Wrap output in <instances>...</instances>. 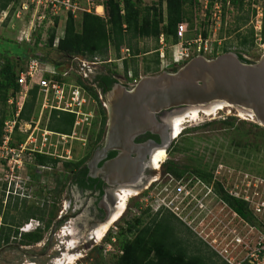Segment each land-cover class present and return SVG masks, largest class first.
I'll return each mask as SVG.
<instances>
[{
  "label": "rangeland",
  "instance_id": "rangeland-1",
  "mask_svg": "<svg viewBox=\"0 0 264 264\" xmlns=\"http://www.w3.org/2000/svg\"><path fill=\"white\" fill-rule=\"evenodd\" d=\"M207 1L209 6L208 10H205L204 6ZM101 2L102 0H76L73 15L75 16V23L78 24V27H80V15L82 12L92 10L97 13L95 11L97 10L96 6ZM215 2L216 0H199V5L197 7H191L188 4L185 6L187 14L185 23L188 25L185 41L194 40L196 38V33L202 31L206 33V39L210 41V45L208 53L201 55L207 58H213L214 56L223 54L224 47H226L229 48V52H235L238 55L241 54L250 62L259 61L264 54V42L256 39L255 45L250 49L239 47L240 33L244 35L248 34L250 28H253L256 37V30L254 28L255 23H252L253 15L246 24H243V20L238 21L242 13L236 8L226 4L224 10L221 4L216 5ZM21 3L29 7L28 4L32 2L31 0H20V4ZM245 3L250 5L251 9L255 10V7H257L264 10V0H245ZM150 6L160 7L159 0H142V8ZM19 7L20 5L18 8ZM10 8H12V6H10ZM18 8L16 7L12 13H10L9 9L0 13V37L7 38L13 42L5 43L4 47L19 53L24 52L23 47L33 48L37 40L40 41L38 44V51L36 54L30 53L29 56L25 58V64L29 57H37L41 59L42 62L51 66L61 64V66H59L61 71H65L72 67L74 72L70 74L71 76L67 79V81L72 84H76L80 77L83 82L88 85L95 76L96 70H117L122 77L121 83H127V80H124L125 61L116 59L113 47L110 48L108 57L99 58L100 61L93 64L91 62L92 60L82 57L67 58L48 48L47 43L50 36L49 29L55 27L56 21H58V24L55 45H57L58 39L64 34L65 22L68 14L65 12L66 10H62L59 13L56 12L57 15L54 16L51 9H49V11H42L39 8L32 9L29 7V10L18 13ZM161 9L165 21L162 26H164L166 25L165 3L161 6ZM43 10L45 9L43 8ZM44 12H47L46 19L37 21L38 14H44ZM98 15L104 16L105 13L102 12ZM191 23H193V27ZM240 26V30H236V28ZM76 29L78 31L80 30V28L77 27ZM166 42L168 47L172 48V40L169 39V41ZM137 46L141 54L137 57L128 59V65L130 70L133 69L134 66H138L139 77L137 80L139 81L141 77L153 75V73L146 74L145 65L146 61L152 60L155 56L156 50L160 47V42H156L153 39H141ZM121 56H124V54L122 55L121 53ZM192 56L197 57L199 54L193 53ZM83 61L87 62V64H85L86 67L83 66ZM170 62L171 50L169 49L166 64ZM181 65L175 67L180 68ZM162 71L164 70H162L161 66L160 72L158 73ZM123 80L125 81L124 83L122 82ZM88 86L90 87V85ZM87 92L89 93L88 90ZM100 97L99 100H96V103L90 102V106L94 109L95 116L99 114L103 107V103L105 105L107 103L104 96ZM38 99H41L39 93L32 120L35 121L40 116L39 119H41L42 123L40 127L44 128L45 125L48 124L47 119H50L51 113L41 112L42 109ZM29 100V94L25 98L18 94L14 103L18 109L21 108L23 103V109L25 103ZM9 104L12 105L11 101ZM10 105L7 106L9 110H11ZM227 118L234 119L231 120L233 124L223 125L221 123V121ZM95 122H97L96 125L94 124ZM211 122L213 124L207 125L204 128L198 130L194 129L195 127ZM24 123L25 121H21L19 126L23 128V125H25ZM94 123L86 130L87 133H82L83 128L82 130L78 129L77 134L74 135L76 139L48 134L45 151L53 153L54 155L75 158L76 162L80 160L81 156H83L88 149H90L92 155L95 146L91 144V133L93 130L99 129V118L96 117ZM187 129L192 130L189 133H184ZM17 132L20 131L18 130ZM20 134H25V141L30 143L37 138L43 139L41 134L45 133H34L31 138L30 136L32 133L20 132ZM186 136L190 137L192 140L188 141L184 139ZM16 141L17 139L14 142ZM177 141L179 142L178 147L180 150L172 148L168 151L162 165L172 161L178 167H189L190 170L207 167L211 169L215 166L213 173L215 172V175H218L217 178L219 182L229 191H233L237 184H239L240 188H246V176H253L255 178L261 177L264 179V127L256 122L255 118L252 119L246 115L242 116L240 111L236 108L229 107L218 111L214 115H205L201 113L195 120L187 119L186 122H184L180 136L174 139L172 144ZM50 144H53V146H50ZM162 165L157 172L162 175L159 185L152 190L150 189L148 193L142 196L130 198L127 201V208L125 209L126 212L124 211L125 214L123 218L112 225L109 232L101 241L92 243L93 245L89 249H86L82 244L77 251L71 250L70 252L66 250L64 242L67 241V239L65 240L66 237L64 234L66 230L69 231L68 229L72 228L73 224L80 233L77 227L79 220L71 219L64 223L61 229L56 231L57 236L54 237L50 248L45 250L44 247L49 240V231L51 227L49 230L43 229L45 227V222L43 223V221L38 220L36 217H33L34 219L26 218L32 216L34 213L36 214L37 207H41L44 201L38 200L36 196L34 197L31 191L29 192L30 197L26 202L24 198H14L15 195L13 197L9 196L8 198L5 191L9 189V185H5V172H3L2 167H0V227L2 226L1 224L5 223L4 220L7 218L8 223H12L10 221H13V231L19 229V233H24L23 229L27 225H30L28 230L32 229V231H35V229H41L43 232V238L38 243L23 245L20 243L21 236L19 235L16 239L11 238L10 244H3L0 246V264H55L57 260L63 258L65 253L78 255V260L72 264H113L115 260L114 257H116L115 253L118 251L117 235L120 232L126 231L128 221H132L136 216L142 215L145 222L148 223L159 209H163V211L169 210V213L174 214L169 208H165L166 206L164 207V204L171 209L174 207L179 208L180 211L186 208L181 206L185 192H182L183 194L179 193L183 191L182 187L185 186V182L178 185L179 191L177 194H175V192H168V186H165L166 181L164 180V177H167L166 167H164V165L162 167ZM42 171L44 174H42L43 177L40 178V182H43L48 190H51L53 188V175L56 171H58L59 174L62 173V163L51 171L48 168ZM20 174L21 179L25 177L24 171L22 173L20 172L19 175ZM200 188L198 184L195 185V191L200 190ZM63 193L61 196L63 202L61 208L65 210L67 202ZM205 207L209 211H204L201 214L193 211L194 214L187 219L186 223L183 222L185 217H179L174 214L176 218L182 222V224L178 223L177 226L178 236L184 241L185 245L190 247V249L199 246L202 253L210 255V253L214 251L219 255L221 260L228 264H244L243 260H245L251 252L255 251L259 243L264 241V232L260 229L259 221L257 220L258 223L256 226L246 223L233 213L227 204L217 198H213L211 201H209V199L206 200ZM147 208L151 209V211L143 213ZM6 213L8 216H6ZM78 232H76L78 234L77 237H80L81 240L74 236L72 239H77V243L80 241H87L84 240L85 235L82 233L79 235ZM107 237H111V239L107 240ZM237 241H240V243ZM60 242H62V244H60Z\"/></svg>",
  "mask_w": 264,
  "mask_h": 264
},
{
  "label": "trees",
  "instance_id": "trees-1",
  "mask_svg": "<svg viewBox=\"0 0 264 264\" xmlns=\"http://www.w3.org/2000/svg\"><path fill=\"white\" fill-rule=\"evenodd\" d=\"M164 3L166 4V25L162 26L165 21L161 6ZM187 4L191 7H197L199 5V0H159L160 7L150 6L144 8L141 7L142 0H102L98 5L103 6L104 16L98 15L92 10L83 11L80 15V27H78V24L75 23V16L70 10L67 12L63 36L58 39V43L55 45L58 24V21H56L55 27L49 29L50 36L47 45L51 50L67 58L82 57L94 61L95 58L108 57L109 50L112 47L116 54V59L121 58V49L123 47H128L132 55L138 56L141 54V51L138 49L137 45L141 39H153L159 42L160 36L163 34L166 41L171 39L173 45L178 43V25L187 20L185 11V6ZM19 5L20 0H0V13L8 9L10 13H12ZM10 6H12V8H10ZM230 6L242 13L238 21L243 20V24H246L255 13V10L251 9L250 5L245 3V0H232ZM225 8L226 2L223 6L224 10ZM191 26L193 27V23H191ZM76 27L80 28V30L78 31ZM240 28L241 26L237 27L236 30H240ZM203 36L206 38V33L203 32ZM261 37L262 42H264V19ZM239 39L240 48H252L256 41L254 29L250 28L249 33L245 35L240 33ZM39 42L40 41L37 40L33 48L23 47L24 52L19 53L4 47L5 43L13 42L7 38L0 37V144L3 140L5 122L12 119L17 110L16 104L13 103L10 105L9 101L11 99L16 100V96L20 92L21 88L18 82L19 73L27 64L24 63L25 58H27L30 53L36 54L38 51ZM226 52H229V48L224 47L223 53ZM239 57L243 62L252 63L246 60L241 54H239ZM31 58L32 57H29L28 61ZM160 63L159 54L156 52L152 60L146 61V74H156L160 72ZM53 66L60 70L59 66H61V64H55ZM124 69L126 77L129 72L132 73L133 78L137 79L139 77L138 66H134V68L130 70L128 59L124 62ZM107 73L109 76H107L106 80L116 82L112 76L118 74V71L109 70ZM99 78L101 77L98 76V79ZM55 79L59 80L60 76H55ZM77 82L89 91L94 100H99V96L94 87H89L80 78ZM38 90L37 86H34L30 90V100L25 103L19 115L20 122L34 121L32 120V115L37 104ZM40 101L41 99H38L39 103ZM9 105L11 106V110L7 108ZM107 116V110L104 107H102L99 114L95 116V118H99L100 126L99 129L93 130L91 133V144L93 146L97 144L105 132ZM231 120L234 119L227 118L221 121V123L223 125L233 124ZM74 123L75 115L61 111H52L46 127L49 131L68 136L72 134ZM94 124L96 125L97 122ZM211 124L213 123H206L194 129L198 130ZM18 127L19 124L16 127V133H14V141L16 139L17 141L12 142V146H17L26 139L25 134L21 135L20 132H17ZM191 130L192 129H187L184 133H189ZM85 133H87V131ZM184 139L188 141L192 140L187 136ZM178 143L177 141L172 144L173 149L180 150ZM90 155L91 151L88 149L83 156H81L80 160L76 162V167L79 168L89 159ZM59 161L60 160L48 155L36 154V162L39 165L56 166ZM70 163L73 162L70 161L66 163V166ZM164 167H166V173H170L177 178H181L185 172L189 171V167H178L172 161L165 163ZM214 169L215 166L211 169H208V167L194 168L192 172L195 173L199 179L211 184L214 177ZM216 192L219 194L222 202L227 204L233 213H236L238 217L247 223L254 226L257 225L258 218L253 215L248 205L244 201L230 196L224 190L220 182L216 183ZM6 216H8V214ZM29 218L31 217H28V219ZM4 221L5 223L1 224L2 226L0 227V246L9 244L11 238H18L19 235L21 236L20 243L23 245L38 243L43 238V232L41 230L19 233V229H15V231L12 230L11 226L13 221H10L12 223H8L7 218ZM143 223L142 218H134L132 221H128L126 231L120 232L117 235L118 251L115 253L116 257H114L115 260L113 264H228L221 260L219 255L214 251L211 252L210 255H206L202 253L199 246L190 249V247L185 245L184 241L177 233L178 223L182 224V222L172 213H163L162 217L157 215L155 218L151 219L144 228H139L138 226ZM107 238V240L111 239V237ZM244 264L250 263L245 261Z\"/></svg>",
  "mask_w": 264,
  "mask_h": 264
},
{
  "label": "water",
  "instance_id": "water-1",
  "mask_svg": "<svg viewBox=\"0 0 264 264\" xmlns=\"http://www.w3.org/2000/svg\"><path fill=\"white\" fill-rule=\"evenodd\" d=\"M106 102V144L94 154L90 166L95 169L109 151L119 150L118 157L96 170L112 184H134L143 178L146 156L155 149L167 150L174 141L167 123L170 118L172 122L192 109L222 104L253 115L264 127V54L252 63L243 62L235 52L214 58L199 55L180 68L170 65L161 73L141 77L130 89L117 83ZM148 132L159 134L162 145L135 143Z\"/></svg>",
  "mask_w": 264,
  "mask_h": 264
},
{
  "label": "built area",
  "instance_id": "built-area-1",
  "mask_svg": "<svg viewBox=\"0 0 264 264\" xmlns=\"http://www.w3.org/2000/svg\"><path fill=\"white\" fill-rule=\"evenodd\" d=\"M31 2L32 3L28 4L30 8H39L42 11H49V9H51L53 15L56 16L57 13L62 10H66L65 12H69L70 10L74 12L73 9L76 0H31ZM225 2L226 4L230 5L232 0H216L215 3L216 5L221 4L222 7L224 6ZM208 6L209 3L207 1L204 6L205 10H208ZM29 7H26L21 3L20 7L18 8V13L29 10ZM43 8L45 10H43ZM46 14L47 12H44V14L39 13L36 20H45ZM263 19L264 10L255 7L252 23H255L254 28L256 30V39L260 40L261 42ZM187 31L188 25L185 22L178 25V43L173 45L172 48L168 47L164 35L162 34L160 36V47L156 50V52L159 54L162 70L165 71L170 65L177 66L189 61L193 57V53H197L199 55L208 53L210 41L203 36V32L199 31L196 33V38L194 40L185 41ZM169 49L171 50V62L166 64V60H168ZM121 53L122 55L124 54V56L119 58L121 61H125L126 59H130L132 57H137L134 55L132 56V52L128 47L121 49ZM97 61H100L99 58H95L94 61L91 62L93 64ZM82 64L84 67H86L85 64H87V62L83 61ZM73 72L74 70L72 67L65 71H61L54 66L42 62V60L37 57H32L27 62L25 68L20 71L18 78L21 88L18 94L24 98L28 96L30 90L34 86L38 87V93L41 96V112H47L50 114L52 111H61L75 115V123L72 131L73 134L68 136L61 135L62 137L66 136L69 138H75L74 135L77 134L78 129L82 130L83 128L82 133H85V131L92 126L95 114L94 109L90 106V102L92 101L93 103H96V100L91 97L90 93L87 92V89H85L83 85L79 84L78 82H76V84H72L67 81L68 77L71 76L70 74ZM55 76H60V79L56 80ZM127 78L129 79L128 83L131 85V87H133L138 82L137 79L133 78L131 72L128 73ZM14 101V99H11V104H13ZM22 106L23 103L21 108L18 109L17 107L14 117L5 122L3 140L0 144V167H2L3 172H5V185H9V189L5 191L7 196L11 194L14 195L17 188H23L21 174L19 175V173L23 172L22 170L26 166L27 160L31 158V153L44 151V149L47 147L46 141L48 134L60 136V134L49 131L46 125L44 128H41L40 125L42 123L41 119H39V116L35 121L25 122L23 128L19 126L18 130L21 133H32L30 138L34 135V133H45L41 134L43 139L37 138L32 140L30 143L28 141H24L17 146H12L11 143L14 142V133H16V127L18 124L20 125L19 115L21 113ZM104 106L106 108V105ZM47 121H49V119H47ZM50 146H53V144H50ZM216 179L219 181L217 177ZM245 182L246 188H240L239 184H237L233 191H229L227 188L224 186L223 187L230 196L240 199L248 205L249 209L253 212V215L258 218L260 229L264 232V179L261 177L255 178L253 176H246ZM196 184L201 187L200 190L195 191L194 188L193 190L187 189L185 191L181 206L186 208L183 211H180L179 208L175 207L171 209L164 204V207L166 206L165 208H169L177 216L185 217V220L183 219L184 223H186L187 219H189L194 214L193 211L200 214L204 211H209L205 207L206 200L209 199V201H211L213 198H217L222 201L212 184L205 183L202 180H198ZM28 228H30V225H27L23 231L27 232ZM29 231H32V229ZM238 243H240V241ZM245 261H248L250 264H264V241L259 243L255 251L251 252L246 257V259L243 260V262Z\"/></svg>",
  "mask_w": 264,
  "mask_h": 264
},
{
  "label": "flooded vegetation",
  "instance_id": "flooded-vegetation-1",
  "mask_svg": "<svg viewBox=\"0 0 264 264\" xmlns=\"http://www.w3.org/2000/svg\"><path fill=\"white\" fill-rule=\"evenodd\" d=\"M98 76H100L101 78L98 79ZM107 76H109L107 71L96 70L95 76L88 84L90 85V87L95 88V91L98 94L99 98H101L100 96H104L105 100L108 92H110L116 86L117 83H121V78H122L120 73L113 76L111 75L113 79L116 80V82H113V81H107L106 80ZM124 76H125L124 80H127V83L123 80L122 82L125 83L124 84L121 83V84L127 86L130 89L131 85H129L128 83L129 79L126 77L125 73ZM104 105L105 104L103 103V107L105 108ZM169 120L167 121V123L171 124V118ZM163 121L165 122L166 120ZM107 123H108V116H107ZM106 130H107V124H106L105 132L102 138L95 145L92 155L79 168L76 167L75 158L73 159L72 157H63L60 155H54L53 153H49L45 151L46 148L42 152H32L31 158L27 160L26 166L22 170L24 171V175H25V177L22 178V184H23L22 198H24V201L26 202V200L29 199L30 197L29 192L31 191L33 192L34 197L36 196L38 200L44 201V204L41 205V207H37L36 209L37 213L36 214L34 213L32 216L29 217H31L30 219H34L33 217H36L38 218V220L43 221V223L45 222V227L43 229L49 230L51 227L49 231V240L47 241V244H45L44 247L45 250H48L52 245L54 237L57 236L56 231L60 230L62 225L70 221L71 219L79 220L77 227L80 230V233L75 228L76 226H74V224L72 227L76 229L79 235L81 233L85 235L84 236L85 239L83 238L84 240H88L85 242L82 241L78 242L77 248H75L74 250L77 251L79 246L82 244L86 249L91 248L93 245L92 243H96V242H94L95 240L93 241V239H88V235L92 232V230H94V228L100 226L103 223L109 222L110 219L113 217V215L117 212L118 210L117 204H119L120 193H122L123 190H125L124 188L133 189V190L136 189L135 191L137 192V195L135 197H139L148 193L150 189L152 190L154 189V187L159 185L162 175L157 173L158 171L155 170L151 165L152 155L158 149L152 150L151 151L152 153L146 156L144 161L145 170L143 173V178L142 180L134 184H126V185H118L114 183L112 184L111 181L104 180L102 177L99 176L98 171H100V169H102L104 165L107 164V162L118 157L122 153L119 150H111L108 152L107 157L99 160V162L97 163V167L95 169L90 166V161L94 156V154L97 152V150H102L106 144V135H107ZM167 133H171L170 129H168ZM152 142H156L157 144L162 145L163 141L159 134H152L150 132L141 135L135 139V143L141 145L149 144ZM172 148L173 147L171 144L170 147L166 150V153L170 151ZM37 153L54 157L55 159H58L60 161L57 163L56 166L39 165L36 162ZM133 157L136 158L137 153L133 154ZM70 161H72L73 163H70L68 166H66V163ZM60 163H62V171H61L62 173L59 174L58 171L54 173L53 188L51 190H48L47 187H45L44 183L40 182V178L43 177L42 174H44L42 170L48 168L51 171L57 168ZM166 174L167 177H164L165 179L164 178L163 179L166 181L165 186H168L167 191L168 192L170 191L172 193L175 192V194L178 193L179 191L178 185L181 184L182 182H185L184 183L185 186L182 187L183 189L181 188L183 191H180L179 192L180 194L182 192L184 193L187 189L193 190L195 188L196 182L198 180H201L190 169L188 172H185L181 178H177L170 173H166ZM213 175L214 177L211 184L215 187L216 190V183H218L219 181H217L216 179L217 176L215 175V172L213 173ZM62 193L67 202V207L65 208V210L61 208V206L63 205V202L61 200ZM9 196L13 197L14 195L11 194ZM9 196L7 197L9 198ZM14 198H18V197L14 196ZM160 210L161 209L156 211L152 219L155 218L157 215H159V217H162L163 213L169 211V210L163 211V209L161 211ZM150 211L151 209L147 208L143 211V213H147ZM124 214L122 215L121 218H123ZM136 218H142L144 223L142 225H139L138 227L141 229L144 228L147 224L145 222L144 217L142 215H139L136 216L135 219ZM36 230H41V229H35V231ZM27 231L29 230L27 229ZM77 236L78 234L74 235V237ZM13 239L16 238L14 237ZM78 239H80V237ZM60 244H62V242H60Z\"/></svg>",
  "mask_w": 264,
  "mask_h": 264
},
{
  "label": "bare ground",
  "instance_id": "bare-ground-1",
  "mask_svg": "<svg viewBox=\"0 0 264 264\" xmlns=\"http://www.w3.org/2000/svg\"><path fill=\"white\" fill-rule=\"evenodd\" d=\"M95 11L97 13L101 14L103 12V8L101 6H98L97 10H95ZM226 108H229V107L224 106L222 104H216V105H212L208 108L192 109L183 115L173 117L172 122H171V126H172V131H173L172 135L174 136V139H177L180 136L184 122H186L187 119L195 120L196 118L199 117V115L201 113H203L205 115H214L218 111L224 110ZM240 114L242 116L246 115V116L254 119L253 115L248 114V113H244L243 111H240ZM165 158H166V150H165V148H160L152 155L151 165L153 166V168L155 170L158 171L161 168V165L164 162ZM124 189L125 190H123V192L120 193L119 204H117L118 205L117 212L113 215V217L110 219L109 222L103 223L100 226H98L96 229L92 230V232L88 235V239H93V240H95L94 242L101 241L106 236V234L109 232L112 225L121 219V217L124 214V211L126 209L127 201L130 198L137 195V192L135 191L136 189L135 190L126 189V188H124ZM68 230L69 231L66 230V233L64 234V236L66 237L65 240L67 239V241H65L64 244L66 245L65 246L66 250H68L70 252L71 250L74 251V249L77 248V239L78 238L72 239L73 238L72 236L77 234L76 229H74L72 227ZM76 260H78L77 254L70 255V254L65 253L63 255V258H60L59 260H57L55 262V264H72Z\"/></svg>",
  "mask_w": 264,
  "mask_h": 264
},
{
  "label": "clouds",
  "instance_id": "clouds-1",
  "mask_svg": "<svg viewBox=\"0 0 264 264\" xmlns=\"http://www.w3.org/2000/svg\"><path fill=\"white\" fill-rule=\"evenodd\" d=\"M16 197H21L22 198V195H23V188L21 189H16V192L14 194ZM24 232V231H23ZM27 232H32V231H27ZM25 233V232H24Z\"/></svg>",
  "mask_w": 264,
  "mask_h": 264
},
{
  "label": "crops",
  "instance_id": "crops-1",
  "mask_svg": "<svg viewBox=\"0 0 264 264\" xmlns=\"http://www.w3.org/2000/svg\"><path fill=\"white\" fill-rule=\"evenodd\" d=\"M98 6H101V5H98ZM98 6H97V7H98ZM97 7H96V9H97ZM101 7L103 8V6H101ZM103 12H104V8H103ZM98 14H99V13H98ZM17 96H18V94H17ZM10 101H11V100H10ZM10 101H9V102H10Z\"/></svg>",
  "mask_w": 264,
  "mask_h": 264
}]
</instances>
